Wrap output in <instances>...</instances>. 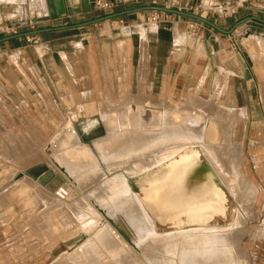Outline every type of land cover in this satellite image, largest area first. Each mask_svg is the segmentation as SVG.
Returning a JSON list of instances; mask_svg holds the SVG:
<instances>
[{
	"label": "crops",
	"instance_id": "obj_1",
	"mask_svg": "<svg viewBox=\"0 0 264 264\" xmlns=\"http://www.w3.org/2000/svg\"><path fill=\"white\" fill-rule=\"evenodd\" d=\"M42 1L43 3L39 0L33 9L26 3L1 2L0 38L11 35L10 27L20 25V18L34 23L35 29H39L70 26L89 20L93 13L79 10V0H64L66 14L54 19L51 18L55 12L53 2ZM115 1L116 5L112 11L132 8L130 5L136 2ZM172 1L174 4L170 3V6L182 3L181 0ZM158 2L164 5L161 0ZM210 4L208 6L210 9L237 4L236 7L241 11L242 7L240 3L229 1ZM188 5L189 0H185L183 8L186 9ZM150 13L128 15L129 27L125 34L120 31L106 33L100 31L101 29L94 31L88 26L36 36L44 44L37 46L42 49L41 56L37 52V47L30 46L27 38H16L0 43V152L3 150L1 140L6 125L12 124L16 129L22 128L23 107L26 105L36 108L38 104L47 102L55 109L56 107L66 109L70 114L71 109L77 112L78 105L92 111L93 107L90 108L85 103L120 101V88L123 87L128 88V100L135 103L162 100L169 102L172 98L190 92L197 98L196 101L202 98L231 107L237 114L244 112L242 118L236 114L240 125L237 130L239 144H245L249 157L253 152L259 154L261 172L264 176V49L253 38V34L264 37L263 25L247 22L238 28L250 27L243 32L244 34L240 35L236 29L232 34L226 35L202 24L195 36L188 37L180 30L185 17L160 13L161 23L144 25L141 20L148 18ZM256 17L262 18V12L256 14ZM212 22L223 29H228L232 25H226L223 20L215 19ZM96 25L94 27H97ZM141 25L145 26V33L143 32L145 40L142 39L138 28ZM27 30L26 27H20L19 33ZM245 41H248V44H244ZM77 42L82 46H76ZM13 55L15 62L11 59ZM200 95L209 96L212 100ZM65 103H69L70 106L65 107ZM5 104L14 110L10 122L8 121L10 118L3 110ZM74 114L70 116L72 121H75ZM77 114L78 117L92 118L84 113ZM98 114L99 111L96 116ZM100 126L105 132L104 125L101 123ZM48 148L49 145L45 150ZM70 154L88 155L87 157L96 160L92 150L81 144L71 146ZM33 165L27 166L24 170ZM24 177L13 180L10 185L16 183L14 185H18L19 191L25 192L24 189L30 186L25 187L23 185L25 181L17 183ZM133 177L136 178L128 177L129 184ZM62 179L60 174L57 175L56 179L49 183L48 191L54 190L57 186L55 181L60 183ZM8 187H5L1 194L9 192ZM137 189L138 191L133 190L139 192L138 185ZM36 193V190H28L25 196L18 198L37 199L39 196ZM34 208L16 207L12 209L14 212L10 208L1 212L0 264H87L88 261L82 253V245L87 237L77 221L76 224L72 221L70 227H65V232H68L60 236L65 239L63 243L60 242L63 239L59 237L56 242L50 240L53 242L36 248V241L32 239L33 242L30 243L34 246L32 251H24L23 239L30 231L34 235L33 231L39 229L37 224L26 223L23 219L26 211ZM166 225L169 224L157 222L156 229ZM12 245L14 248L23 246L22 254L17 251L16 255H9Z\"/></svg>",
	"mask_w": 264,
	"mask_h": 264
},
{
	"label": "rangeland",
	"instance_id": "obj_2",
	"mask_svg": "<svg viewBox=\"0 0 264 264\" xmlns=\"http://www.w3.org/2000/svg\"><path fill=\"white\" fill-rule=\"evenodd\" d=\"M156 1H157V5H162V6L167 5L169 8H173V9H177L179 6H181L180 8L183 11H188V12L195 13L198 15L201 13L203 15V17H206V18L210 19L211 21L215 20V19L216 20H223V21H225V24L229 25V26L231 24H233L236 20H238L244 16H249V15L256 16V14H258L260 12H262V18H264V0H208V1L207 0H192V1L189 0V5L187 6L186 9L183 8V2H185V0H181L180 2H182V3H180V5H176L173 7L170 6V3L173 2L172 0H161V2L164 3V5L159 4V2H158L159 0H156ZM221 1H225V2L229 1L230 3H232V2L233 3L234 2L240 3L242 5V7H240L241 11H239V7L236 8L237 4H233L234 6H231V5L227 6L230 9L227 11H224V14H222L220 17L218 15V13L216 12V9H209L208 8L210 3H212V2L219 3ZM19 2H20L19 4H25V3L30 4L29 0H20ZM40 2L43 3V1H41V0H40ZM148 4H151L150 0H136V2L130 6L136 7V6H143V5H148ZM233 8H235L238 11V13H236V14L231 13ZM119 10H122V8ZM242 10H244V12ZM151 13H150V15H151ZM98 14L99 13H97V12L91 13L89 19L100 16ZM129 18L130 17H128V16H123L120 18L112 19L110 21L98 23L101 25L97 24L96 25L97 27H94L95 25H92L90 28L94 31L97 29H101L100 31H105L106 33H109V32L113 33V32L118 31V29H120L122 26L129 27V24H128L129 22H127L129 20ZM120 20H122V23H120ZM189 20H190L189 18H183V21H184L183 27L180 30L182 32H184L188 37L189 36L193 37L196 35V33L198 32L200 27L203 25H200V27H198L197 29L194 30V32H192L193 31L192 28L189 27V24H190ZM141 21L143 24L144 23L146 24L147 18H145L144 20H141ZM131 23L134 24L136 22H131ZM151 24H153V23H150L149 25H151ZM204 26H205V24H204ZM26 28L29 29L28 27H26ZM238 28H236V29L238 30V32L240 34V33L246 32V30L249 29L250 27L246 26L243 29H238ZM141 31H142V29H141ZM40 43H41V41H40ZM244 44H248V41H245ZM38 48L41 51H42V49H41V47H37V52H38L39 56H41L42 54L39 53ZM261 48L264 49V47H261ZM120 94H121V97L119 98L120 101H117V102H115V101H113V102L102 101V102H98V103H85L88 107H90V106L93 107V110L91 112L89 111L90 109L84 108L83 105L82 106L81 105L76 106V110L78 109L77 112H73L75 109H73V110L71 109L70 114H68L66 112L67 111L66 109L62 110V109H58V107H56V109H55V108H53L52 104H49L47 102H44V104H42V103L38 104L36 108H30V106L26 105L23 107L24 119L22 121V128L16 129L15 125H12V124L6 125V129L2 134L3 140H1L3 150L0 152V214H1V212L3 213L4 210H7L9 208L12 210V209H15L16 207H20V208L35 207L34 209L27 210L26 214L23 216V219L26 223L37 224V228H39L37 231H33L34 235H32V232L30 231L28 233V235L23 239L22 242H23V245L25 248L24 251H32L34 246L30 245V243L33 241H36V244H35L36 248L46 246V244L48 245V242H53V241L56 242L60 236H63L64 233L68 232V231L65 232L64 229H65V227H70V225L72 224V221L74 222V224H76L75 221H77L79 224H81L79 222V215H78V211L80 209L78 206H81V203L85 204V202L91 201V204L90 203L89 204L92 206L98 207V209L99 208L101 209L102 207L105 209L107 207L106 209L108 212L106 211V209H105V211L103 209V213H102V211L100 212L101 216H104V217L110 216V214L112 212H114L112 214H114L116 218H118L120 216V214L118 213L119 211L117 212V211H115V209L118 207L117 203L119 202V199L124 200V198H121L124 195L123 194L121 195V193L119 194L117 192V189H115L116 192L118 193V195L116 196L117 193H115L111 188H106V187H109L108 185H111L114 182L113 178H115V177L120 178L122 176H127V178H128L130 175L132 177V174H128L129 172L126 173L127 167H128V165L132 159H133L132 161H134V156L139 155L140 152L143 151V149L138 151L136 154L130 153L132 155V158H129L131 156L130 155L126 159L127 156H125L123 154V152L122 153L117 152L116 153L117 156H120L121 159L118 160V157L115 156V157H117L116 158L117 160L115 158H114L115 160L114 159L111 160V158H110V160L107 159V160H105L106 162L105 161L102 162L104 159L101 160L102 158L100 156V153L97 150V147L107 143L111 139V134L109 132H107L106 129L104 132L103 128L100 126V124L102 123L101 122L102 120L100 118L102 117V114H103L105 109L116 112V113L118 112V114H119V113H122V111L126 110L128 108V105H131L133 107V105H135L136 103L141 104V105L143 104V107H146V108H149L150 106H153L154 104L155 105L160 104L159 106L156 107V109H159L160 114L161 113L164 114L165 111L170 112V108H168V106L171 108H173L172 106H175L176 111L178 109L179 110L181 109V110L187 111L189 113L190 112L193 113L196 111V109H199L200 112L198 111L197 114L199 116L202 115L201 117H203V118L206 117L205 120L207 122L206 123L207 125H209L210 120L215 121L217 128L221 132V136H219L220 139H223V133H222L223 125H225L229 128L231 137H229L230 140L228 143H225V145H227V146L229 145V147H231L230 152H232V151H233V153L235 152L233 155L234 158L232 157L233 153H230L229 158H231V160L230 159L229 160H230V162H234V164L236 166L238 164V169H236L237 167L234 169H236L237 171L239 170L238 175L240 174L239 175L240 183L237 184L234 181L233 182L229 181V183H228L229 190L225 185H223V184L220 185L221 189L223 190V192L225 193L226 198H227L225 214H224V216H215L212 219L211 223L215 224L217 226L225 227V228H229V226L231 227L228 230H226V231H228L227 233H229L230 238H234V241L231 240L232 242L228 243L229 245H231L229 250H232L233 255L235 256V257H232L235 259L231 258L233 262L230 264H233V263L236 264V262H237V264H264V176L261 172V164H260L261 159L259 158L260 157L259 154L255 153V152H253L251 154V156L249 157L248 150H246V148H245V144H242V145L239 144L240 142H239V138L237 136V130L240 127V125H239V118L240 117L239 116H237L239 118L236 117L237 113L233 112V110H232L231 113L226 114V112H224V111L221 112L220 109H216L211 114L210 113L211 110L213 108H219V106H218L219 104L213 103L210 100L209 101L204 100L202 98H200L199 100L196 101L197 98H195V96L190 92L187 94L178 96L176 98H172L171 101H169V102H166L164 100L158 101V102L152 101V102H150V103H153L151 105H150V103H146V102H136L135 103V101L132 100L134 102V103H132V101H129L128 100L129 99V96H128L129 92H128L127 87L120 88ZM200 97H203L205 99L210 98L209 96L206 97V96H201V95H200ZM210 99L212 100V98H210ZM127 100L130 103H128ZM168 100H170V99H168ZM67 105L70 106L69 103H67V104L65 103V107H68ZM159 107H161V108H159ZM111 109H113V110H111ZM164 109H167V110L163 111ZM3 110L6 112L8 118H10L8 120L10 122V120L12 119L11 116H13V114H14V110H12L7 104H5L3 106ZM98 111H99V114L97 115L98 116L97 117L96 114ZM184 111H181V112H184ZM187 112H184V113L186 114ZM202 112H206V113H208V115L205 113H202ZM72 113H75L73 115V119H75V121H72L70 119V116L72 115ZM77 113H84V114L88 113L87 116H92V118H88V117L85 118V116L74 118V116L78 115ZM172 113H174V112H172ZM172 113L170 112L169 114L172 115ZM189 113H187V115ZM177 114L178 113L176 112V115ZM204 115H205V117H204ZM91 120L97 121L98 125L97 126H91L90 130L86 131L85 127L89 124L88 122ZM71 125L74 126L76 132L80 136V139L82 141L80 143L81 146H83V147L87 146L88 148H90L92 150L94 157L96 158V160L100 164V168L103 169V173L101 174L102 176L99 177V179L96 178V180H94V178H93V181L91 180L92 178H90L88 176L82 177L79 184H82L83 183L82 181H84V183L85 182L86 183L85 184L83 183L81 185V187L78 186V187L72 188V190L70 187H68V185L65 184V182L61 181L59 186L63 184L64 186H66L71 191L69 190V197L65 201L60 202L59 200H57V198L54 195V191H55L56 187L52 191H48V188H49L48 185L49 184H47L46 186L39 185V187L36 188V185H38V184H35V182H33L31 179H29L28 177L23 175V173H21V171H23L24 168H26L29 165H33V164L44 162V161H46V162L50 161V159H48V157H47V154L45 153V149H46L48 143L50 141H52L53 139L56 140V138H58L59 135H61V133H63V131H65ZM224 138H225V136H224ZM218 143H222V141L220 140ZM238 150H240V151H238ZM14 154L16 155V157ZM142 154H143V152L140 154V157H142V158L139 157L140 159H144L143 158L144 155H142ZM150 155L152 156V154L150 152H149V155L145 154V156H146L145 159L152 158V157H148ZM235 157H237L236 161H235ZM139 158L135 159V161H140ZM128 159H130V161ZM232 159H234V160L232 161ZM229 160H228V162H229ZM222 167L225 171L229 170V168H228L229 166L226 163L225 164L222 163ZM237 171L234 170L233 172L236 173ZM229 175H230V173H229ZM22 176H25L26 179H28V181H26V179L24 177L20 181H18L17 183H20L21 181H25V183L23 185L25 187H27L29 185L30 186V187H28L29 191L36 190V192L38 193V194L37 193L36 194L39 196V198H37V199H34L32 197L24 198V199L18 198V196H25L28 190H26L25 192H20L18 187H17L18 185H14L16 183L13 184L14 186L10 185V183H12L13 180L20 179ZM231 176L234 177L233 175H231ZM235 178H238V176H235ZM87 179H89L92 182H89ZM99 180H100L102 186L100 184H98V183H100ZM111 181H112V183H111ZM103 182H104V184H103ZM50 183H52V182H50ZM109 183H111V184H109ZM140 184H141L140 182H138V181L136 182L135 177H133L132 181L129 184L132 192L137 196H139L141 193V187H140L141 185ZM8 185H10V186L8 187ZM137 185L139 186V189H140L139 192H136V191H138ZM131 186L136 191H134ZM5 187H8L7 190H9V192L1 194L2 190ZM102 187H103V189H102ZM110 187H112V186H110ZM234 187L236 189H234ZM94 189H98V190H95V192H94ZM99 189L100 190L102 189L104 191V193H106V192L108 193V191L111 189V191H109L111 193V195H110L111 198L107 193H106L107 196H106V194L101 193L102 190L100 192ZM105 189H106V191H105ZM44 191H45V193H44ZM41 193H43L44 195H42ZM101 195H103L105 198L102 196L103 200L99 201L98 198L99 199L102 198ZM78 196L81 197V200H80V197H78ZM94 197H96V198H94ZM113 197L116 199H114ZM107 198H108V200H107ZM51 199L52 200L54 199V200L51 201ZM95 199L98 200L97 203H96L97 200L95 201ZM74 200H76V201H74ZM77 200L80 202L78 203ZM123 200H120V201L123 202ZM50 201H51L52 206H51V204L48 205L50 203ZM94 201H95V203H94ZM105 202L107 203L106 206L104 204ZM121 202H119V203H121ZM77 203H78V205H75ZM98 203L101 206L98 205ZM115 203H116V207L114 206ZM119 203H118V205H119ZM93 204H95V205H93ZM112 204H114V205H112ZM74 206H76V207H74ZM113 207H115V208H113ZM69 208H71L72 211ZM74 211H75V213H74ZM11 214H9V215H11ZM75 214H77V215L75 216ZM68 220H69V222H68ZM238 220H239V222H237ZM156 223L157 222H154V225H155L154 230L158 233H163V232L168 233L177 227V225H175L169 221H166L164 223H167L169 225L159 226L158 230H157L156 229ZM74 224L72 226H74ZM80 228H81V225H80ZM186 230L187 229H185V231ZM100 233H102V231L98 232V234H95V235L91 234L88 237H87V234L85 233L87 240H85V242L82 245V253L85 255V259H87V261H88L87 264H169L162 257L168 258L170 261H172V264H196V263H198L197 262L198 257L201 258V256L198 254L199 253L198 251L201 250L202 247H204L203 245H206L205 243L204 244L202 243V240L198 239L199 237H197V236H200V234L196 233V232L191 233V235H193V237L195 235L194 238L195 239L197 238L196 241L199 240L198 243L195 240H194L195 241L194 243H193V240L190 243V240L192 239V236L190 235V233H189V235L187 233H183L184 236L186 235V237L187 236L191 237V239L189 238L190 240H187L190 243V244H188L189 246H187V244H185V241L183 243L184 236L182 238L180 237L181 241L179 240V242L180 243L182 242V245H181L177 240L178 238L159 240L160 242H158L157 241L158 239H156L157 242H155V239L149 237L150 235L148 236L147 233L146 234L143 233L144 235L141 234V237L139 239H138V237L140 236V234L137 238L133 237L131 239V243H129L128 245H126V246L120 245L119 247H121V248L119 249L120 251H119V255H118L117 245L122 243V242L115 243L114 247L113 246H112L113 248L110 247L111 251H109L108 247L111 246L110 244L112 242L110 241V243H109L107 240H103V239L99 238L98 236L100 235ZM72 234H74V232H72ZM32 236H34V238ZM204 236L205 235H201L200 237H204ZM188 237H187V239H188ZM150 238L153 240L151 241ZM156 238H158V237H156ZM32 239H35V240L32 241ZM60 239H63V238L60 237ZM50 240H53V241H50ZM63 241H65V239L60 240V242H62V243H63ZM183 244L185 245V247L183 246ZM228 244H226V245H228ZM215 245H217V244H215ZM13 246L14 245L11 246L12 250L10 251L9 255L14 256L18 253L22 254L23 246H21L20 248L19 247L14 248ZM183 247H184V249H183ZM181 248L183 249V252L186 250L189 251V249H190L189 252H191V249H193L196 252L195 249H198V251H197L198 253L195 254V253H193V250H192L191 254L190 253L187 254V252H186L182 258L181 254L183 252H182ZM185 248H187V249L185 250ZM220 248H221V246H220ZM114 250H115V252H114ZM17 251H18V253H17ZM116 252H117V254H116ZM173 253H175V255ZM179 253L181 256L178 255ZM228 253L231 254V251H229ZM112 254H114V256H112ZM115 254L117 255L116 258H115ZM170 255H172V256H170ZM177 255H178V257H177ZM173 256H175V258ZM218 256H222V260L224 263L231 262V261H229V257L226 255V252H220V253H218ZM207 258H209V257H207ZM234 260H235V262H234ZM95 262H97V263H95ZM163 262H165V263H163ZM206 263L216 264L213 262H206Z\"/></svg>",
	"mask_w": 264,
	"mask_h": 264
},
{
	"label": "bare ground",
	"instance_id": "obj_3",
	"mask_svg": "<svg viewBox=\"0 0 264 264\" xmlns=\"http://www.w3.org/2000/svg\"><path fill=\"white\" fill-rule=\"evenodd\" d=\"M19 1L20 0H0V3H16ZM29 2L30 8L33 9L37 6V2H39V0H29ZM39 5L41 6V3ZM138 28H140V31L141 29L143 32L145 31L144 25H141ZM127 30V26H122L120 29H118V31L124 34L125 32L127 33ZM142 31V39L145 40V32L143 33ZM176 36L178 40V32ZM253 38H255L256 42L261 47H264L263 36L253 34ZM75 45L79 47L82 46L80 42H77ZM38 51L40 54H42V51L39 48ZM64 56L65 55L63 54V57ZM14 58L15 57L13 55L11 57L13 62H15ZM129 101L128 103H130ZM132 103L134 102L132 101ZM157 106L159 105L154 104L153 106L146 108L143 107V104L141 105L136 103L135 105H133V107L131 105H128V108L119 114L118 112L116 113L105 109L102 117H99L102 120L101 122L104 125L106 131L111 134V139L107 143L97 147V150L102 158L101 160L104 159L102 162L107 159L110 160V158L111 160L114 158L116 159L117 157L118 160L121 159L120 156H117V152H123V154L127 156V159L131 154H136L138 151L143 149L142 155H144V159H140L142 158L140 157V154L142 152H140L139 155H133L134 161H132L133 159L131 160L126 170V173L129 172L128 174L136 176V181L141 183V193L139 196H137L132 192L127 176L113 178L114 182L112 183L111 181L112 184L109 183L111 185H108L109 187L106 188H111L115 193L118 192L119 194L121 193V195H124L123 197H121L124 198V200L119 199V202H121L120 200H123V202H121L122 204L117 201L118 199L116 200L119 205L116 202L118 207L115 209V211H119L118 213L120 214V216L116 218L115 215L112 214L114 212H110L112 214L111 215L109 213L110 216H101L100 212L102 211L103 213L104 208L102 207L101 209H98V207L90 205L91 201H87L85 202V204L81 203V206H78L80 208H78V215L79 222L81 223V229L87 234V237L91 234L95 235L98 234V232L102 231V233H100L98 237L103 240H107L109 243L110 241L112 242L110 244L111 246L108 247L109 251H111V248L114 247L115 243L122 242L117 245L118 255L120 251L119 249L121 248L119 246L128 245L129 243H131V239L133 237L137 238L139 234L140 236L138 237V239L141 237V234L144 235L143 233H147L148 236L150 235L149 237L155 239V242H160L159 240L170 238H178L177 240L179 242V240L184 236L183 233H187L188 235L190 233L191 235V233L196 232L199 233L200 236L205 235L204 237H197H199V240H202L203 244H206L203 245L205 248L202 247V249L199 251L198 249H195V252L193 249H191V252L192 250L195 254L199 252L198 254L201 256V258L198 257V263L196 264H208L206 262H213L216 264H230L233 262L232 259H235L232 257L235 256L233 255V251L229 250L231 245H229L228 243L234 241V238H230L229 233H227L228 231L226 230L231 227L229 226V228H225L211 223L212 219L215 216H224L225 214L227 198L220 185H225L229 190V181H234L237 184L240 183V174L238 175L239 170H236L238 169V164L236 166L234 162H230L231 158H229L230 153H233V151L230 152L231 147H229V145H225V143H228L230 140V130L227 126L223 125V139H220L219 136H221V132L217 128L215 121L210 120L209 125H207L205 115V118H203L201 117L202 115L199 116L197 114L199 109H196V111L194 110L195 112L193 113H189L180 109L181 111L189 113L187 115V113L185 114L184 112H181L178 108V110L176 111L175 106H172L173 108L168 106V108H170V112L175 113H172V115H170V112L165 111L167 109L163 110L165 111L164 114H160L159 109H156ZM218 106L219 108H213L210 113L212 114L216 109H220L221 112L224 111L226 112V114L231 113V111L233 110L231 109V107H227L225 105L219 104ZM176 112L178 113L177 115ZM202 113L208 115V113L206 112ZM238 116L240 118L244 117V112H239ZM77 117V115L74 116V118ZM88 123L89 124L85 127L86 131L90 130L91 126L98 125L97 121L91 120ZM220 140L222 141V143H218ZM81 142L82 141L80 139V136L76 132L75 128L73 126H70L65 131H63V133H61V135H59L56 140L53 139L52 141H50L48 143L49 148L45 150L48 159H50V161L46 162L47 166L53 169L57 175L60 174L63 178L62 182H65V184L68 185L71 190L72 188L78 186L81 187V185L84 183V181H82L83 183L81 182L82 184H79L82 177L88 176L92 178L91 180L93 181V178L94 180H96V178L99 179V177H101V174L103 173V169L100 168V164L97 160H93L92 158L87 157L88 155L72 156L70 154L71 146H78ZM149 152L152 154V156L150 155L148 157L152 158L145 159V154L149 155ZM234 153L232 154V157ZM129 158H132V155ZM137 158H139L140 161H135V159ZM236 158L237 157H235V161ZM128 160L130 161V159ZM233 160L234 159H232V161ZM222 163H226L229 166L228 171H225L223 169ZM234 170L237 172H233ZM231 175H233L234 177H232ZM235 176H238V178H235ZM87 180L89 182H92L89 179ZM55 182L57 183V188L60 183H58V181ZM55 182L53 184H55ZM35 184L38 183L35 182ZM98 184L101 185V182ZM110 186H112L113 188ZM38 187L39 184L36 185V188ZM235 187L234 189H236ZM111 189L109 191H111ZM115 189H117V192ZM24 190L26 191L28 190V188ZM95 190L98 189H94V192ZM109 191L108 193H106L110 196L111 193ZM101 193H104V191L102 190ZM118 193L116 194V196L118 195ZM41 194L44 195L43 193ZM103 195H101V197ZM103 197L100 199L98 198V200H103ZM53 200L51 199V201ZM96 200L97 199H95V201ZM98 200L96 201V203L98 202ZM51 201L49 204H47L50 205ZM79 202L80 201H78V203ZM78 203L75 205H78ZM116 203L115 205H112L116 207ZM104 204L106 206L107 203L105 202ZM98 205L100 204L98 203ZM76 215L77 214H75V216ZM166 221L177 225V227L175 226L176 228L168 233H158L154 230V222L164 223ZM237 222H239V220ZM185 229L187 230L185 231ZM191 236L192 239L188 236L187 239L186 235L183 238V243L185 241V244H187V246H189L188 244H190L192 240L194 243L197 239L194 238L195 235L194 237L193 235ZM153 239H151V241ZM156 239L158 240L156 241ZM187 240H190V243ZM199 240L196 242L198 243ZM180 244L182 245V242ZM183 246L185 247L184 244ZM186 249L187 248H185V250ZM189 251H184L181 254L182 258L186 252L187 254H191V252ZM229 251H231V254L228 253ZM220 252H226V255L229 257V261L231 262L224 263L222 260V256H218V253ZM175 253L173 254L175 255ZM180 253L178 254L179 256H181ZM116 254L115 258L117 256ZM112 256H114V254H112ZM206 256L209 258H207ZM173 257L175 258V256ZM162 258H164L169 264H172V261H170L168 258Z\"/></svg>",
	"mask_w": 264,
	"mask_h": 264
},
{
	"label": "water",
	"instance_id": "obj_4",
	"mask_svg": "<svg viewBox=\"0 0 264 264\" xmlns=\"http://www.w3.org/2000/svg\"><path fill=\"white\" fill-rule=\"evenodd\" d=\"M49 1L53 2L54 9H55V12L52 13L51 18H54V19L61 18L66 14L64 0H49ZM109 1L114 6L116 5L115 0H109ZM94 2L95 0H79V6H80L79 10H82L83 12H91L94 8ZM141 12H155V13L178 15L181 17L189 18L191 20L198 21L212 28L216 32H219L221 34H226V35L232 34L236 28H238L239 26L247 22H255V23H258L264 26V19L251 15V16H244L236 20L228 29H223L220 26L216 25L214 22H212L210 19L203 17L201 15L191 13L188 11L167 8L165 6L148 4V5H143V6L132 7V8L125 9V10L112 11V12L100 15L98 17H95L89 20L76 23L70 26H57V27L27 30L24 32H20L17 34H13V35L0 38V43L8 41V40L16 39V38L36 37V36H40L42 34L53 32V31H63V30H68V29H73V28H84V27L96 25L101 22L110 21L112 19L132 15V14H137ZM22 173L23 175H25L32 181L37 182L41 186H46L51 181L55 180L57 177V174L55 173V171L49 168L47 164L44 162L37 163L25 169Z\"/></svg>",
	"mask_w": 264,
	"mask_h": 264
},
{
	"label": "built area",
	"instance_id": "obj_5",
	"mask_svg": "<svg viewBox=\"0 0 264 264\" xmlns=\"http://www.w3.org/2000/svg\"><path fill=\"white\" fill-rule=\"evenodd\" d=\"M151 5H157V1L152 0ZM164 6L169 8L167 5H164ZM171 6H173V5H171ZM113 8H114V5L109 0H95L94 8L91 12H97V13H99V15H103V14H106V13L112 11ZM215 9H216V12L218 13V15L221 17V15L224 14V11H227L230 8H228L227 6H225V7L218 6ZM177 10H181V8L178 7ZM231 13L236 14V13H238V11L235 8H233ZM199 15L203 16L201 13ZM161 22H162V19L160 17V13L152 12L151 15L147 18L146 24H148V23L149 24L150 23H156V24L158 23L159 24ZM19 23H20V25H18V26H11L10 27L9 32L11 33V35L17 34L19 32L20 27H28L29 28L28 30L35 29L34 23H32L30 21H26L23 18H20ZM120 23H122V20H120ZM189 23H190L189 27L192 28V30H193L192 32H194L195 29H197L198 27H200V25H202L198 21L191 20V19L189 20ZM27 42L34 48H36L37 46H40V45L41 46L44 45L42 42L40 43V39L38 37H29V38H27ZM54 195L57 198V200L65 201L69 196V190L66 186L61 185L55 189Z\"/></svg>",
	"mask_w": 264,
	"mask_h": 264
}]
</instances>
